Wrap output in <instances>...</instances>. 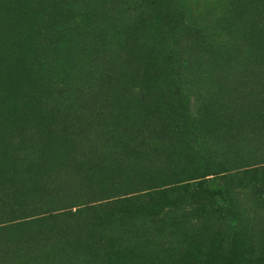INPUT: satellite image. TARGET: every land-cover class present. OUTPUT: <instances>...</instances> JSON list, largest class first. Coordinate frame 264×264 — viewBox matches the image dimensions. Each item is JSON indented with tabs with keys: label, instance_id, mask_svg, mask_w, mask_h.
<instances>
[{
	"label": "rangeland",
	"instance_id": "1",
	"mask_svg": "<svg viewBox=\"0 0 264 264\" xmlns=\"http://www.w3.org/2000/svg\"><path fill=\"white\" fill-rule=\"evenodd\" d=\"M43 3L44 28L60 17L72 21L84 10L101 7L99 0H82L79 10L60 6L55 16L49 11L56 1ZM109 4L99 19L89 17L96 25L103 20L92 43H103L99 36L104 35V51L98 50L91 63L74 59L68 84H56L53 73L41 68L39 76H32L27 55L19 54L23 45L30 53L36 48L35 35L27 32L34 28L28 7L20 0H0V137L29 130L40 138L20 155L0 140V185L23 175L32 194L48 193L55 183L62 195L89 203L116 190H135L142 172L156 186H165L174 175L213 171L219 178L215 184L228 191L222 215L233 219L234 259L264 264V164L247 161L239 144L244 140L246 146L249 134H264V0ZM130 9L134 18L118 14ZM13 20L26 24L20 35L11 32ZM124 39L122 59L118 54L112 60L116 57L107 48ZM126 54L129 74L120 72ZM96 70L98 86L87 85ZM145 151L154 155L152 162L130 168L131 160ZM203 194L172 185L156 198L161 207L175 209V225L188 232L194 222L184 214ZM147 202L129 206L132 219ZM108 214L97 209L89 222L84 216L62 217L0 232V247L10 253L4 262L55 242L63 246L64 264H213L218 258L212 215L208 225L187 236L183 252L170 254L164 247L120 250L115 223L100 218Z\"/></svg>",
	"mask_w": 264,
	"mask_h": 264
},
{
	"label": "trees",
	"instance_id": "2",
	"mask_svg": "<svg viewBox=\"0 0 264 264\" xmlns=\"http://www.w3.org/2000/svg\"><path fill=\"white\" fill-rule=\"evenodd\" d=\"M43 1L50 3L56 1V4H51L54 8L49 13L52 12L55 16H59L60 6H63L67 12L79 10L78 5L82 0H80V3L78 2L79 0H20L21 5L25 4L32 15L34 28H28L27 32L35 35L36 48L30 53L25 51L26 45H23L19 54L22 52L27 55L26 62L27 66L33 71L32 76H39L37 72L41 68L47 74L53 73V81L56 84L64 83L62 81H65L67 69L74 59L81 57L82 59L90 60L91 63L93 57L95 56L96 58L98 50L104 51L102 45L108 41L104 35L99 36V39L104 41L103 43H92L93 35L95 34L93 31L96 30V33L102 31L100 24L103 20L96 25L89 17L91 15L97 16V19L102 17V12L106 11L107 5H110L109 2L113 0H99L100 11L84 10L72 21L63 16L60 17L59 21L53 22L47 28L43 27L44 24L41 26L44 12L40 5L44 4ZM134 13L132 9L124 13L120 10L118 12V14L128 18H134ZM25 17L27 18L26 13L23 18ZM25 25L23 21L18 23L13 20L10 26L11 32L14 35H20ZM48 37L56 39V42H49ZM87 40H91V42L86 43ZM125 45L126 39L123 40L121 45L112 41V45L107 48V51L116 57V59L112 60L116 61L119 59L118 54H120V57L122 56L121 54L125 50ZM12 53L13 51L10 50L7 58H11ZM133 55L138 57L135 53ZM126 56L127 54L123 56L124 60H122V63L124 66L120 72H127L129 74V70L125 67L124 62ZM100 77L99 71L96 70L92 80L88 81L89 84L87 85L98 86ZM65 82L68 84L67 81ZM84 87L87 86L84 85L82 88ZM39 139L35 138L34 134L29 130L21 134L0 137V140L4 141L18 155L25 153L30 148L32 149V147L37 145L36 141ZM247 140L246 146L242 143L244 140L239 142L240 146L246 150V152L240 154L245 158H249L247 161L254 163L260 161L264 164V134H249ZM249 148L253 152L251 151L250 153L248 151ZM141 153L138 154L134 162L131 160L130 168L134 166L145 167V165L154 159V155L147 151ZM182 155L186 156L185 149ZM200 175L196 176L195 171L191 170L187 175H174L173 178L175 180L173 183L169 182L165 186H156V181L147 179L146 174L142 172L138 177L137 175L135 176L137 177L135 190L128 193L122 191L119 193L116 190L112 196L89 203L75 197L62 195L59 193L60 191L57 189L55 183H51L54 190H50L48 193L43 191L42 193L32 194L24 182V176L20 175L0 185V213L3 214L0 218V232L24 224L44 223L54 219L62 220V217L74 218L84 216L86 218L85 222H89L93 212L101 209V211L108 210L109 214L100 218H111L112 222L115 223L112 225V228H115L120 250L124 252L135 248L157 250L164 247L166 252L174 254L185 250L187 236L190 235L195 227L201 224L208 225V217L212 215L210 221L215 226L213 233H217L215 240L219 242L216 247L218 258L213 264H241L238 260L234 259L235 240H233V233L235 229L232 227L233 219L230 216L222 215L223 209L228 205V191L215 184V181L219 178H217L218 176L213 171L203 169ZM172 185L179 189L190 188L195 191L201 189L204 192V196L201 195L198 198L199 200L195 206L184 214V218L188 217L190 222H194V225L190 226L191 228L188 232L180 230L175 225V221L177 220L173 218V215L176 213L175 209L166 206L161 207V203L158 202L159 198H156L164 187L172 188ZM260 188H264V184ZM218 189H220V192H213ZM145 199H148L150 202L145 204V209L138 208L141 215L137 219H132V214L131 212L129 213L131 210L129 206ZM206 210L210 211L209 215ZM156 211H160V216L155 214ZM163 215L167 219L162 218ZM63 252V246L55 242L45 249L37 248L33 252L24 253L22 256L9 260V262H4L10 253L8 247L2 246L0 247V264H64ZM227 257L230 258V262H227ZM16 261L17 263H15ZM121 264L135 263L128 262Z\"/></svg>",
	"mask_w": 264,
	"mask_h": 264
}]
</instances>
